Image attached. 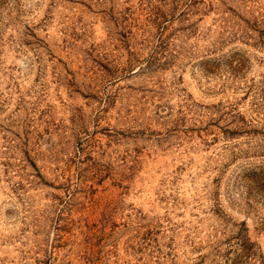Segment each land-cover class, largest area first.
I'll return each mask as SVG.
<instances>
[{
  "label": "rangeland",
  "instance_id": "1",
  "mask_svg": "<svg viewBox=\"0 0 264 264\" xmlns=\"http://www.w3.org/2000/svg\"><path fill=\"white\" fill-rule=\"evenodd\" d=\"M0 264H264V0H0Z\"/></svg>",
  "mask_w": 264,
  "mask_h": 264
}]
</instances>
